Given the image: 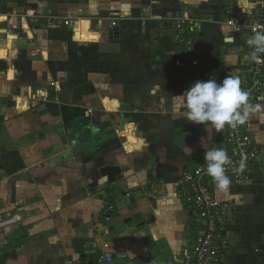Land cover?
<instances>
[{"label": "crops", "instance_id": "0c3cea01", "mask_svg": "<svg viewBox=\"0 0 264 264\" xmlns=\"http://www.w3.org/2000/svg\"><path fill=\"white\" fill-rule=\"evenodd\" d=\"M227 7L252 4L0 0V264H94L99 254L113 255L107 264H182L196 224L177 197L179 177L207 148L225 149V128L204 147L205 129L179 147L175 138L202 124L174 96L244 66ZM67 16L70 26L49 24ZM176 16L193 19L194 31L177 34ZM249 103L260 105L247 123L264 154V93ZM106 165L120 169L113 182L100 173ZM212 191L237 206L224 264H264V163ZM71 237L93 239L84 258Z\"/></svg>", "mask_w": 264, "mask_h": 264}, {"label": "built area", "instance_id": "2783aa9c", "mask_svg": "<svg viewBox=\"0 0 264 264\" xmlns=\"http://www.w3.org/2000/svg\"><path fill=\"white\" fill-rule=\"evenodd\" d=\"M250 2L252 7L249 11L242 10L235 13L233 8L227 7L224 12L226 25L242 38L245 60L244 66L237 75L241 80V88L249 92V98H253L264 93V53L260 54L259 64L246 59L253 51L247 40L254 35L253 29L264 31V0H250ZM1 16L0 13V19ZM72 21L73 18L70 16L49 18L52 27L70 26ZM111 25L114 26L115 22L113 21ZM172 25L179 35L194 31L193 19L176 16L172 18ZM186 44L191 45L193 41L187 39ZM182 56H189L187 50H183ZM183 61L187 66L199 65V62L193 58ZM224 144L232 161L226 166V175L230 177L231 183L241 184L250 180L263 165L264 154L247 121L236 129L226 125ZM204 154L205 152L199 153L195 164L182 171L177 185V197L194 213L196 224L193 243L183 254L182 264H224L229 248L227 232L237 206L232 200H220L214 195L212 191L214 182L206 173L207 163ZM242 158H246V167L243 173H237L235 168ZM112 210L113 206H108L105 209L106 216ZM118 257L125 259L126 254L120 253ZM112 260L111 254H99L94 264H107ZM132 263L130 260L127 261V264Z\"/></svg>", "mask_w": 264, "mask_h": 264}, {"label": "clouds", "instance_id": "9594fccd", "mask_svg": "<svg viewBox=\"0 0 264 264\" xmlns=\"http://www.w3.org/2000/svg\"><path fill=\"white\" fill-rule=\"evenodd\" d=\"M254 35L247 40V44L253 49L246 59L261 63V55L264 53V31L253 29ZM174 100L185 109V118L196 124H202L208 133L207 138L201 139L204 147L206 140L211 139V132L224 130L225 126L236 129L244 125L250 113L259 110L249 103V92L241 88V80L238 75H228L221 83L214 79L196 81L182 94L175 95ZM192 149L188 148V155ZM207 163L206 173L211 177L216 189L227 192L231 185V179L226 175V166L232 163L227 151L221 147L207 148L204 154ZM246 167V158H242L235 168L237 173H243Z\"/></svg>", "mask_w": 264, "mask_h": 264}, {"label": "water", "instance_id": "95a60500", "mask_svg": "<svg viewBox=\"0 0 264 264\" xmlns=\"http://www.w3.org/2000/svg\"><path fill=\"white\" fill-rule=\"evenodd\" d=\"M204 129H205L204 125H201L196 131L177 136L174 141L179 147H183L190 142H194L198 138L199 133ZM100 173L103 176H107L109 182H113L115 180V177L120 173V169L118 166L106 165L100 169ZM88 242H93V239L71 237L69 241L74 252L79 254L81 258L85 257L84 245Z\"/></svg>", "mask_w": 264, "mask_h": 264}, {"label": "trees", "instance_id": "16d2710c", "mask_svg": "<svg viewBox=\"0 0 264 264\" xmlns=\"http://www.w3.org/2000/svg\"><path fill=\"white\" fill-rule=\"evenodd\" d=\"M189 39H191V37H189ZM186 43V42H185ZM185 45H187V44H185ZM189 45H187V47H188ZM183 50H187V49H183Z\"/></svg>", "mask_w": 264, "mask_h": 264}]
</instances>
